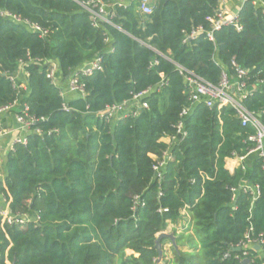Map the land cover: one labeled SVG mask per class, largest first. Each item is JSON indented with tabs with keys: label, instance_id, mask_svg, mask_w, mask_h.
<instances>
[{
	"label": "trees",
	"instance_id": "16d2710c",
	"mask_svg": "<svg viewBox=\"0 0 264 264\" xmlns=\"http://www.w3.org/2000/svg\"><path fill=\"white\" fill-rule=\"evenodd\" d=\"M217 6V0H155L149 15L132 4L115 8L112 24L94 27L72 0H0V108L26 105L40 131L0 162V199L12 213L40 216L36 225L0 227V264H156L155 241L170 224L186 229L171 232L173 258L164 264L264 263L263 164L256 153L247 155L255 129L242 127L230 106H191L177 70L216 85L222 71L233 74L235 61L249 70V85L264 81L261 9L244 3L241 30L221 27L209 40L207 18ZM95 57L102 71L82 80L83 98H62L46 78L48 62L66 83ZM15 75L19 89L8 79ZM143 91L148 108L135 117H98ZM65 102L69 112L62 111ZM241 104L264 124V84ZM189 106L186 136L167 145L162 139L175 135ZM164 151L171 159L158 180L151 156ZM233 156L246 159L231 173L225 161ZM243 182L258 186L255 201L238 190ZM245 235L258 243L243 255L235 249Z\"/></svg>",
	"mask_w": 264,
	"mask_h": 264
},
{
	"label": "built area",
	"instance_id": "2783aa9c",
	"mask_svg": "<svg viewBox=\"0 0 264 264\" xmlns=\"http://www.w3.org/2000/svg\"><path fill=\"white\" fill-rule=\"evenodd\" d=\"M77 3L81 8L89 13V19L94 27H98L101 22L112 24L111 20L114 16L113 10L115 8H127L134 4L136 11L139 15H149L153 11L155 0H115L112 3H103L100 0H72ZM227 0H217L218 6L215 10V14L212 17H208L207 21L211 26V31L207 33L209 40H212V33L219 30L221 27L233 26L237 31L241 30L238 24V12L228 13L224 9V4ZM249 2L254 7L261 9L264 14V0H242V4ZM7 17H11L15 22H21L19 18L5 13ZM30 29L38 31L40 28L37 25L23 22ZM201 32V28H198L190 33L187 37L193 39ZM45 33V32H44ZM22 63L20 64V66ZM233 67V74L229 75L227 72L222 71L220 81L218 84L213 85L205 81L203 78L197 76L191 71H187L184 68L177 67L179 74L183 77L186 84L188 101L191 106L204 105L207 108L216 106L218 110L230 106L235 110L236 117L239 120L242 127L250 126L255 129V134L248 137V141L253 144V147L248 151V154L256 153L262 161V170L264 171V124L259 121V117L254 113L248 111L241 101L258 88L263 85L264 81H258L256 84L249 85V70L239 66L235 61H231ZM102 71V60L100 57H95L91 61L84 64L82 67L74 70L70 77L66 80V88L61 87L59 79L56 77L57 65L51 61L47 63L46 78L49 79L52 84L59 89V94L62 98H66L69 95H74L79 98H83L85 94V85L82 81L84 78L92 76L96 72ZM9 81L12 83L13 88L19 89L21 85L17 84L18 76H9ZM164 81L160 83L163 85ZM149 91H143L138 93L128 101H123L120 104H114L107 107L104 111L98 114L100 119L109 121L114 118H126L135 117L140 109H147L148 104L144 101L145 95ZM12 110L16 112L12 113ZM62 111L69 112L70 108L67 102L63 103ZM190 111V106L184 108L180 114V121L175 126V135L168 136L162 139L167 145L184 139L186 133L183 127V117ZM43 120V119H41ZM37 119L29 115V109L26 105H18L17 101L10 103L0 108V141L9 139L5 149L4 156L11 152H14L16 145L26 146L28 136L33 133H40V131L34 128L37 123ZM246 155V156H247ZM246 156L233 158L227 160H234L237 163L236 168L241 167L243 169ZM153 166L152 170L156 179H161L162 169L167 162L171 159L168 151H164L161 157L152 155ZM0 177L3 178L2 170L0 169ZM245 194L251 196L252 201H255L259 196L258 186H251L247 182H243L239 189ZM237 190V191H238ZM235 196L236 189H232ZM233 196V198H234ZM166 211V210H163ZM183 213H185L183 211ZM189 218L187 219L188 222ZM40 221L38 213L32 215L27 212H15L12 213L9 208V202L4 199H0V227L3 226H25L28 224L36 225ZM183 226V225H182ZM168 228V227H167ZM163 231L164 233H171V229ZM186 229V224L180 229L176 228L177 232H182ZM162 233V232H161ZM258 241L251 240L248 235H245V239L240 243L239 249H243V255L247 254V249ZM257 245V244H256Z\"/></svg>",
	"mask_w": 264,
	"mask_h": 264
},
{
	"label": "crops",
	"instance_id": "0c3cea01",
	"mask_svg": "<svg viewBox=\"0 0 264 264\" xmlns=\"http://www.w3.org/2000/svg\"><path fill=\"white\" fill-rule=\"evenodd\" d=\"M242 5H243L242 4V0H227L225 2V4H224V9L228 13H235L238 10H240ZM60 85H61V87L66 88V83L60 82ZM8 140L9 139H5V140L0 141V162H2V160H3L4 149H5V146H6L7 142H8ZM236 166H237V163L234 160H226L225 161V168L231 173L236 169ZM185 217H186V220L188 218H190L186 213H185ZM183 226L181 224H178V225H175V226L170 224V225L167 226L168 227L167 229H171V231H173L174 229L175 230H176V228L180 229ZM177 233H180V232H177ZM168 247H169V249H167L166 246L163 245V259H165V260H166V257H167V251L170 250V248H171L170 246H168ZM184 250H186V248H184ZM259 256L262 258L261 254H259Z\"/></svg>",
	"mask_w": 264,
	"mask_h": 264
},
{
	"label": "water",
	"instance_id": "95a60500",
	"mask_svg": "<svg viewBox=\"0 0 264 264\" xmlns=\"http://www.w3.org/2000/svg\"><path fill=\"white\" fill-rule=\"evenodd\" d=\"M162 239H168L171 243V245L175 248V237L172 233H159L157 236V239L155 241V249L158 252V259L156 264H164L163 260V249L161 247V240ZM255 249L258 250L259 246H255ZM239 248H236L235 251H239ZM244 263H248V260H244Z\"/></svg>",
	"mask_w": 264,
	"mask_h": 264
},
{
	"label": "rangeland",
	"instance_id": "374dc122",
	"mask_svg": "<svg viewBox=\"0 0 264 264\" xmlns=\"http://www.w3.org/2000/svg\"><path fill=\"white\" fill-rule=\"evenodd\" d=\"M164 245L166 246L167 249H169L168 246L171 247V244H170L169 242H166ZM130 253H131L130 251H127V254H130ZM172 258H173V252H172V248H170V250L167 251V257H166V260L163 259L162 261H164V260H165V261H170Z\"/></svg>",
	"mask_w": 264,
	"mask_h": 264
}]
</instances>
